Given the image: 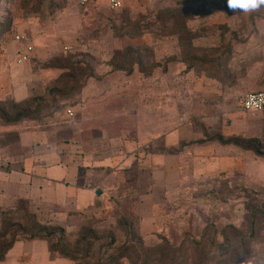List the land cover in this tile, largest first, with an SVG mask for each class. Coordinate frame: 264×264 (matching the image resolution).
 <instances>
[{
    "label": "rangeland",
    "instance_id": "1",
    "mask_svg": "<svg viewBox=\"0 0 264 264\" xmlns=\"http://www.w3.org/2000/svg\"><path fill=\"white\" fill-rule=\"evenodd\" d=\"M120 2L0 0V245L17 240L18 264H108L123 247L116 264H264V157L249 149L264 152V113L239 109L256 90L237 81L264 61V6ZM52 163L87 174L88 193L3 177Z\"/></svg>",
    "mask_w": 264,
    "mask_h": 264
},
{
    "label": "crops",
    "instance_id": "2",
    "mask_svg": "<svg viewBox=\"0 0 264 264\" xmlns=\"http://www.w3.org/2000/svg\"><path fill=\"white\" fill-rule=\"evenodd\" d=\"M264 21H262L263 23ZM31 36L34 37V40L38 42H40V40H44V38H39L37 37L35 39V35ZM251 39H249L248 41H250ZM45 42L47 41V39L44 40ZM27 46H23V50L26 48ZM260 63V66H253V62L250 64V66L248 67H243L242 71L243 74L242 76L237 80V81H245L247 80L250 84L249 87L250 89L248 90H256L257 91H263L264 90V61L260 62L257 61V64ZM237 86L238 89H240L242 87V84H238ZM233 90L235 91V89L233 88ZM105 91H107V89H105ZM230 91V89H228V92ZM230 94V92H229ZM236 95V93H234ZM98 95V94H97ZM237 95H240V93H238ZM236 95V96H237ZM242 95V94H241ZM240 95V96H241ZM245 95V94H244ZM242 95V96H244ZM241 96V97H242ZM240 97V98H241ZM239 98V99H240ZM66 115V114H65ZM25 120H31V119H27V118H22L20 120H18L17 122H23ZM16 123V122H15ZM15 126H13L14 128ZM27 137L25 138L26 140L30 139L31 137V132L26 133ZM42 163H39L38 165H41ZM43 168V169H42ZM82 172L79 171V169L77 167L72 168V166L69 165H65V164H57V163H52V164H44V166H39V168L34 171L31 175V178H29V176H23L25 173L22 172L21 170H19V172H17L14 175H7V173H4L3 177H8V178H3L6 182L9 181L10 183L14 182V181H18L21 180V182L23 183V185H18L21 182H17V187L18 189H23V186L29 185L33 182V177L36 175H38V177L43 178L41 180H43L42 182L46 183L47 186H52V185H57L59 187H62V189L66 190L65 188V182H69L70 185V192L71 195L73 196V199L76 200L77 199V195L79 194V192L82 194V196L85 195V192L87 191L86 189H83L80 185H84V183H86L85 185H88L91 180L88 178L89 176L84 172V174H86V177L84 176H80ZM40 175V176H39ZM14 176V178H12ZM89 179V180H88ZM78 182V183H77ZM82 183V184H81ZM80 184V185H79ZM28 186V189H29ZM67 186V185H66ZM78 186V187H76ZM44 187V185H43ZM53 188V187H52ZM86 188V187H85ZM45 189V187L43 189H41L40 191H43ZM88 193V192H86ZM3 199V197H1ZM1 205V204H0ZM18 242H16L15 244H13L12 248H10L7 253L5 254V258L3 261L0 262V264H18V262L16 261L15 263L10 260L9 258H14L15 256H18L19 258L21 257V254L19 253V250H16ZM17 247V248H16ZM46 253L48 254L47 256H49V252L48 249L46 248ZM42 253V252H41ZM29 258L34 257L33 253H30Z\"/></svg>",
    "mask_w": 264,
    "mask_h": 264
},
{
    "label": "trees",
    "instance_id": "3",
    "mask_svg": "<svg viewBox=\"0 0 264 264\" xmlns=\"http://www.w3.org/2000/svg\"><path fill=\"white\" fill-rule=\"evenodd\" d=\"M230 46H231V44H230V45H229V44L226 45L227 48L230 47ZM230 56H231V55H228V58H229ZM135 63H137L138 65H139L140 63L142 64V62L140 61V59H139L138 57H137ZM139 70H140V73L143 74L144 77H148V76H150V75L153 73L154 68H153V70L150 69L148 72L142 70L141 68H140ZM132 72H133V69H130V70H128V72H127L126 74H131ZM186 72H187V69H186ZM165 73H166L165 71H163V70L161 71V74H165ZM22 118H25V115L18 114L17 117H16L15 119H13V120H8V121H18L19 119H22ZM217 139L221 140V138H219V137H217ZM248 148H249V147H248ZM249 149H253V150L255 151L256 154H258V155L264 157V152L260 149L259 145H256V144H255V146H254V145H251V144H250V148H249ZM0 212H1V209H0ZM0 221H2V225H3L4 227H6V231H9L8 229H9V227H10V224L8 225V223H7V221H9V219H8L6 216H3V214H0ZM5 233H6V232H5ZM40 233H41V232H40ZM42 233H43V235H41V234L39 235V233H36L35 235H32L31 237H36V236H37V238H42V239H44V237H46V238H50V237L53 235V233H52L51 231H50V232L43 231ZM1 236H2V235H1ZM96 239H98V238H96ZM15 241H17V240H16L15 238H12L7 244H5V245H0V262L4 260L6 252H7V251L13 246V244L15 243ZM187 241H188V240H187ZM243 244H245V243H243ZM228 246H230L229 243H228V245L226 246V248H227ZM244 247H245V246H244ZM166 248H167V247H166ZM224 248H225V247H224ZM148 250H150V249H148ZM48 251H49L50 253H54V252H57V251H58V252H59V253H58L59 255L63 256L64 258H68V259H72V260H75V259L78 258L77 255H70V254L62 253L61 250H57V248L54 247L53 245H50V246H49ZM179 251H180V250H178V249L175 250V248H170V249L167 251V253L164 254V257H165L167 260H169V261L172 260L171 262H174L175 259L177 258V255H178V252H179ZM133 252H134V251L129 250V249L123 247V248L120 250V253H119V254H114L113 256H110V257H109V260H110V261H109L108 264H116V263L119 262L121 259H123V258H125V257H127V256H129V255H132Z\"/></svg>",
    "mask_w": 264,
    "mask_h": 264
},
{
    "label": "built area",
    "instance_id": "4",
    "mask_svg": "<svg viewBox=\"0 0 264 264\" xmlns=\"http://www.w3.org/2000/svg\"><path fill=\"white\" fill-rule=\"evenodd\" d=\"M92 0H79L80 5L86 6ZM109 6L113 9H118L121 7L120 0H108ZM31 47L27 46L18 55L17 62L28 61L30 55ZM238 107L242 112L247 113H264V90L259 92H249L242 96L238 101ZM71 115V111H68Z\"/></svg>",
    "mask_w": 264,
    "mask_h": 264
},
{
    "label": "clouds",
    "instance_id": "5",
    "mask_svg": "<svg viewBox=\"0 0 264 264\" xmlns=\"http://www.w3.org/2000/svg\"><path fill=\"white\" fill-rule=\"evenodd\" d=\"M264 6V0H227L229 10H242L244 12L256 11ZM248 264H251L249 261Z\"/></svg>",
    "mask_w": 264,
    "mask_h": 264
},
{
    "label": "water",
    "instance_id": "6",
    "mask_svg": "<svg viewBox=\"0 0 264 264\" xmlns=\"http://www.w3.org/2000/svg\"><path fill=\"white\" fill-rule=\"evenodd\" d=\"M96 194H97V195H99V194H100V192H99V191H97V192H96Z\"/></svg>",
    "mask_w": 264,
    "mask_h": 264
}]
</instances>
